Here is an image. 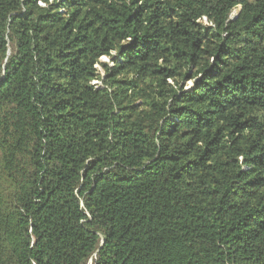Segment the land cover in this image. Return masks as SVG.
Masks as SVG:
<instances>
[{"label":"trees","instance_id":"16d2710c","mask_svg":"<svg viewBox=\"0 0 264 264\" xmlns=\"http://www.w3.org/2000/svg\"><path fill=\"white\" fill-rule=\"evenodd\" d=\"M0 264H264V0H0Z\"/></svg>","mask_w":264,"mask_h":264},{"label":"rangeland","instance_id":"374dc122","mask_svg":"<svg viewBox=\"0 0 264 264\" xmlns=\"http://www.w3.org/2000/svg\"><path fill=\"white\" fill-rule=\"evenodd\" d=\"M238 11H239V7H236L235 9H233V10H232V13H231V16L235 15ZM100 61H101V62H105V63H107V64L109 63V60H108L107 58H101ZM97 69H98L100 72H102L101 69L99 68V66H97ZM95 84H96V83H95ZM187 86H188V88H189L191 85L188 84Z\"/></svg>","mask_w":264,"mask_h":264},{"label":"water","instance_id":"95a60500","mask_svg":"<svg viewBox=\"0 0 264 264\" xmlns=\"http://www.w3.org/2000/svg\"><path fill=\"white\" fill-rule=\"evenodd\" d=\"M238 13H239V11L235 15H233L232 17H230L229 20H234L238 16Z\"/></svg>","mask_w":264,"mask_h":264},{"label":"bare ground","instance_id":"6f19581e","mask_svg":"<svg viewBox=\"0 0 264 264\" xmlns=\"http://www.w3.org/2000/svg\"><path fill=\"white\" fill-rule=\"evenodd\" d=\"M230 17H232V16H230Z\"/></svg>","mask_w":264,"mask_h":264}]
</instances>
